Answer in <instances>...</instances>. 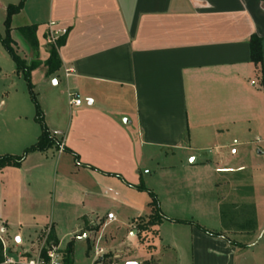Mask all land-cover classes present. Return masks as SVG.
<instances>
[{
    "label": "crops",
    "instance_id": "0c3cea01",
    "mask_svg": "<svg viewBox=\"0 0 264 264\" xmlns=\"http://www.w3.org/2000/svg\"><path fill=\"white\" fill-rule=\"evenodd\" d=\"M19 1L0 0L3 22L7 7ZM28 25H37L41 61L31 80L34 90L47 94L45 121L51 133L64 135L57 138L64 147L31 152L19 167L0 168V227L8 246L34 251L51 229L62 251L74 243L73 264L80 245L91 264H104L94 254L97 241L103 261L110 254L126 264H238L243 244L231 236L248 233L239 208L252 206L256 225L259 215L241 189L252 187V160L264 156V87L250 50L251 37H261L264 65V0H27L12 19L11 38L30 63L35 54L20 29ZM52 28L57 38L69 32L59 48L62 66L47 76ZM66 68L73 69L69 78ZM15 75L23 77L16 64L9 72L0 65V143L9 155L41 134ZM61 78L88 101L71 106L68 100L75 117L66 133L53 89ZM175 151L182 154L180 177L169 182L166 202L156 195L163 220L153 227L151 243L141 242L138 223L152 213V191L144 184L151 172L139 167L146 155ZM121 185L125 197L116 201V219L108 220L113 210L103 202H114L119 194L111 187ZM221 187L230 191L224 203L216 196ZM184 199L197 216L191 210L179 216L169 205ZM210 213L222 219L223 229L202 222ZM112 225L116 231L106 234Z\"/></svg>",
    "mask_w": 264,
    "mask_h": 264
},
{
    "label": "rangeland",
    "instance_id": "374dc122",
    "mask_svg": "<svg viewBox=\"0 0 264 264\" xmlns=\"http://www.w3.org/2000/svg\"><path fill=\"white\" fill-rule=\"evenodd\" d=\"M0 35L4 36L5 35V26H4V22L2 19H0ZM0 65L3 66V68L6 71H11V68L14 67L15 63L12 60V58L10 57V55L8 54V52L6 51L5 47L3 46L1 40H0ZM9 67H11L9 69ZM15 80H16V90L18 92V95L21 96L20 98H22V101L24 102V105L26 108H28V110L30 111V114L28 115H32L35 114L36 109L35 106L31 100V96L27 87V83L25 81V79L21 76H14ZM54 91L56 92V97L59 101V105H60V109L62 110V112H65V118H66V127L64 129V133L67 132V127H68V123H69V118L70 115L73 114V116L75 117V113L73 111V109H70V106L68 104V91L70 89L67 88V84L65 83V80H63L62 78L60 79V84L59 86H56L53 88ZM35 93L37 95L38 101L41 104V108L44 111L49 109V101L47 99V94L45 93V91L40 88V87H36L35 88ZM81 100L82 102L85 104L87 103V99L84 96H81ZM28 111V112H29ZM27 114V111H26ZM68 122V123H67ZM1 130V129H0ZM52 134L59 139H62L64 137L63 134H59V133H55L52 132ZM61 141V140H59ZM4 147L2 146V144L0 143V154L5 155L6 153H8L7 151H5V149H3ZM55 149V148H54ZM16 150L14 151L16 153H11V154H22L23 153V149L22 147L19 146V144L16 146ZM181 160H182V154L180 151H175L174 153H165V152H161V153H153L152 155H146L145 158L143 159V161L141 162L140 165V171L142 173H144V169L147 168L151 174L149 175H144V184L145 186H147L148 189L151 188V191L154 192L161 200L163 201H167L168 199V189L167 186H169V182H171L172 180H174L175 178H179L180 175L179 173L181 172ZM189 162H191V159L189 160ZM252 167L251 169L248 171V173L251 175L252 178H250L249 180H251L252 183V187L249 188H242L241 191L243 193H245L247 196H252L254 203L256 204V206L259 209L258 212V222L257 225L253 224L251 221V207L252 206H247L246 205H241L242 207L239 208V210L241 209V212L246 214V219L243 221V223L247 226V230L248 233H244V234H236L237 236L234 237V235L231 236V238L236 239L237 241L241 242L243 245H239V249H238V253H237V262L238 264H264V156L257 158L255 160H252ZM167 166H176L175 169L173 170H164L163 167L169 168ZM163 168V169H162ZM189 172L187 173H192V170H188ZM248 175V174H247ZM137 176V175H136ZM139 176V175H138ZM137 176V177H138ZM138 179V178H137ZM224 178H222L223 180ZM61 177L58 178V183H57V190H56V195L57 198L60 197V195L62 194L63 191H61V187H62V181H61ZM78 180V179H77ZM116 181V180H113ZM73 182V181H72ZM71 183V182H70ZM115 183V182H114ZM73 184H71L72 186ZM110 188V185H109ZM114 191L118 192L119 197H115V201L113 202L112 199H106L103 202V209H107L108 206H110V208L113 210V212L115 214L119 213V209H118V205L116 203V201H121L124 197H125V189L124 187L121 185L120 188H116V187H111ZM66 192L68 193V188H65ZM172 190L175 191V188H173ZM230 192L229 189L227 187H221L220 189H217L216 191V196L217 199L220 198V200H222V203H224V201L228 198L227 193ZM243 194V196L245 195ZM111 196V195H110ZM144 196L147 198L149 196L148 192H146V194H144ZM72 198V196H69V198ZM211 198L212 195H210ZM139 198H136L135 201L136 203L139 202L138 200ZM233 199L238 200L236 194L235 197ZM133 200V199H132ZM74 203V202H73ZM72 203V204H73ZM170 206H173V209L175 212H177V215L179 216H183L185 217L186 214L191 210L193 211L192 205L187 201V200H181L179 203L174 202L173 205L169 204ZM211 205V204H210ZM218 208V204L216 205ZM221 207V205H219ZM212 207V205H211ZM216 208V210L218 211V209ZM224 209L228 210V205H224ZM189 210V211H188ZM238 210V211H239ZM216 211V213L218 214V212ZM212 213V212H211ZM207 217V219H203L206 221H202V222H206L209 224V226H211V228H217V229H223V225H222V219H220V217H213L214 215L211 214ZM193 216H197L198 212L193 211L192 212ZM201 218V217H200ZM249 219V221H247ZM121 220V221H120ZM124 220L122 215H119V221L118 223H120V225L123 224ZM227 222H229L228 220H226ZM126 223V221H125ZM68 225V224H67ZM101 226L103 227L104 224L100 225V230H101ZM115 229V230H114ZM116 231V226L112 225L106 228V234H109L111 231ZM156 235V231L154 228H149L148 231H144V233L142 234V239L141 242H147V243H151V240L153 239V236ZM23 241H24V237H23ZM76 255H77V261L76 264H91V259L87 258L86 252L83 248L82 245L77 247V251H76ZM121 257H113V255L110 256V254H104V261L97 259L98 262H103L104 264H113V263H118V264H126L125 259H120Z\"/></svg>",
    "mask_w": 264,
    "mask_h": 264
},
{
    "label": "trees",
    "instance_id": "16d2710c",
    "mask_svg": "<svg viewBox=\"0 0 264 264\" xmlns=\"http://www.w3.org/2000/svg\"><path fill=\"white\" fill-rule=\"evenodd\" d=\"M27 0H20L18 4H10L7 7V15L4 21L5 24V35H0V40L5 47L6 51L15 62L17 66V71L21 73L27 83V87L31 96V100L35 106V120L41 126V134L37 141L32 145L28 146L24 152L20 155H0V168H4L7 166L19 167L25 157L31 153L36 151H45L53 146H59L61 141H59L50 131L49 127L46 124L45 117L41 105L38 101L37 95L34 90V84L31 80V72L37 66L41 64V61L38 59V50H39V42L36 36L37 25H28L21 27V32L25 36L27 42L31 46L32 50L35 54V61L28 63L25 59H23L14 48V40L11 38V29H12V19L13 17L20 13L24 8ZM69 29L66 32L58 37L53 43L50 45V56L45 62L48 67L47 76H51L56 73L62 66V61L59 55V48L65 43ZM250 50H251V60L252 62L260 69L262 74V84L264 87V65H263V39L257 35H253L250 39ZM68 152H72L69 148H64ZM77 157V155H75ZM143 188V187H140ZM144 189V188H143ZM151 196V209L152 213L149 216V219L146 222L138 223V228L141 231H148L149 228H153L159 225L163 217L160 214V205L159 200L155 193L149 192ZM251 221L255 225L256 219L253 215V211H251ZM249 221V219L247 220ZM177 222H184L181 220H177ZM211 234L218 235L217 233L210 232ZM49 240L57 243L52 230L49 235ZM64 260L63 264H73L74 263V243L70 242L64 249ZM3 261V248L0 242V264Z\"/></svg>",
    "mask_w": 264,
    "mask_h": 264
},
{
    "label": "built area",
    "instance_id": "2783aa9c",
    "mask_svg": "<svg viewBox=\"0 0 264 264\" xmlns=\"http://www.w3.org/2000/svg\"><path fill=\"white\" fill-rule=\"evenodd\" d=\"M51 25L53 26L54 23H51ZM51 32L52 35H50L49 41L52 42L56 40L57 38L56 35L59 33V30H55L52 28ZM65 32L66 31H64V33ZM72 74H73V69L71 68L65 69L64 75L66 78H69L70 76H72ZM68 98H69V104L71 106H80L82 103L79 93L75 90L70 89L68 91ZM60 147L62 150L64 147L63 142H61ZM148 172H149L148 169L144 171V173H148ZM107 219L115 220L116 219L115 213L109 212L107 214ZM5 232L6 229L0 227V242L3 248V261L1 262V264H63L64 254L61 247L59 246L58 243L49 240L51 229H48L45 232L41 240V243L39 244L38 248L34 251L12 250L8 246V243L6 241ZM103 253H104V249L102 247H99L97 241L94 251L96 259L103 258ZM113 264H118V263H113Z\"/></svg>",
    "mask_w": 264,
    "mask_h": 264
},
{
    "label": "water",
    "instance_id": "95a60500",
    "mask_svg": "<svg viewBox=\"0 0 264 264\" xmlns=\"http://www.w3.org/2000/svg\"><path fill=\"white\" fill-rule=\"evenodd\" d=\"M127 264H140V263L139 262H136V261H130Z\"/></svg>",
    "mask_w": 264,
    "mask_h": 264
}]
</instances>
